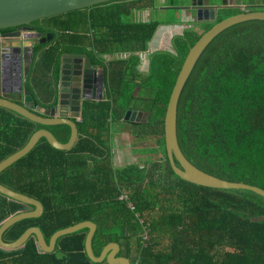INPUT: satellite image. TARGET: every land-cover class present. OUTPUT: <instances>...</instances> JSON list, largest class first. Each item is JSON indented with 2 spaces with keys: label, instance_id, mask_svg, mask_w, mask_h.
Returning <instances> with one entry per match:
<instances>
[{
  "label": "trees",
  "instance_id": "16d2710c",
  "mask_svg": "<svg viewBox=\"0 0 264 264\" xmlns=\"http://www.w3.org/2000/svg\"><path fill=\"white\" fill-rule=\"evenodd\" d=\"M170 1L165 5L183 4ZM154 6L155 0H116L30 24L36 33L51 34L48 43L34 47L24 83L26 96L42 110L55 100L63 55L89 51L96 64L104 56L127 58L105 68L104 101L83 103L81 121L75 123L78 139L69 152L53 150L41 138L0 172L2 186L36 199L44 209L38 218L11 225L2 241L12 242L24 230L38 227L48 243L52 233L91 221L97 225L94 257L115 242L122 244V256L130 264H264V200L249 191L188 183L168 164L164 115L178 73L200 34L185 30L172 39L170 52L150 53L141 74L138 54L147 49L158 27L174 24L133 19L135 11ZM239 12L222 9L213 22ZM212 23H205L203 31ZM131 112L147 117L144 122L141 117L124 121ZM121 122L129 125L133 137L160 143L162 162L115 169L111 125ZM39 130L60 144L70 137L66 126L44 128L0 109V161ZM176 133L181 153L202 173L264 190V21L233 25L207 45L180 94ZM123 195L126 199H120ZM20 209L0 195V222ZM86 234L83 229L62 236L53 253L43 255L29 238L20 251H0V264H92L84 251Z\"/></svg>",
  "mask_w": 264,
  "mask_h": 264
},
{
  "label": "water",
  "instance_id": "95a60500",
  "mask_svg": "<svg viewBox=\"0 0 264 264\" xmlns=\"http://www.w3.org/2000/svg\"><path fill=\"white\" fill-rule=\"evenodd\" d=\"M113 1L116 0H0V30L19 28L16 32L7 33L0 37V109L44 128L66 126L70 129V137L66 144L58 143L56 138L46 130H39L33 133L23 148L0 161V172L27 155L34 149L41 138L46 140L51 149L59 152H69L78 139V130L75 123L81 117L83 103H100L104 101L102 91H99L98 94L93 93L90 97L86 96V90L89 91L91 83L85 76L88 72H85V70L81 71L83 57L63 55L60 61L56 97L52 101L55 106L51 109L42 110L33 104L31 98L23 92V84L32 66L35 43L43 45L49 42L51 34H45L41 38V34L25 28L21 30V27H27L34 21ZM229 1H232L230 5H228ZM256 1L197 0L195 6L191 2V6L194 7V19L196 22H213L216 10L220 8L237 9L240 12L212 24L200 34L194 46L189 50L178 73L166 107L163 121V142L168 164L173 174L181 180L210 189L249 191L264 200V190L219 180L202 173L192 166L179 149L176 133L178 100L199 56L216 35L223 30L246 21H264V11L257 10ZM244 2L245 4H243ZM164 9L182 8L164 7ZM84 61L86 63L85 69H89V59L86 58ZM8 95H20L22 96V102L17 103L6 98ZM138 117H141V122H144L147 115H140L136 112L126 113L124 121L134 122ZM0 195L8 201L22 206V209L0 222L1 252L20 251L29 238H34L38 254H52L58 238L87 229L84 251L92 264H130L127 259L116 257L120 248L115 242L106 244L99 256L94 257L92 240L97 230V225L91 221L80 222L52 233L48 243L38 227L24 230L12 242H3L1 236L6 229L20 220L40 217L44 209L42 204L36 199L16 193L1 184Z\"/></svg>",
  "mask_w": 264,
  "mask_h": 264
},
{
  "label": "rangeland",
  "instance_id": "374dc122",
  "mask_svg": "<svg viewBox=\"0 0 264 264\" xmlns=\"http://www.w3.org/2000/svg\"><path fill=\"white\" fill-rule=\"evenodd\" d=\"M177 1V0H173ZM165 2H171L170 0H155L156 8L165 4ZM181 2V0H179ZM154 8L141 9L137 12H134L133 19L141 20L144 19L143 14H148V18L157 19L160 21H173L172 25H161L157 28V32H154L152 39H154V45L152 40L150 41V53L161 51V52H170L171 41L174 37L182 34L185 30H193L197 34H201L203 31L202 25L193 21V16L187 13L186 21L183 23L178 22V17L183 16L181 11H160ZM142 15V16H141ZM147 18V15H146ZM185 19V18H184ZM147 21V20H145ZM120 56V57H119ZM116 58H122L125 56L116 55ZM108 57V59L115 58ZM148 58V55H147ZM147 58L143 62V65L139 66L138 71L141 74L146 72ZM137 119V118H136ZM138 120V119H137ZM161 145L151 137H133L130 135V127L125 123H115L111 125V150L113 152V166L117 169H121L125 165H136L139 168L145 166L148 168V162L150 160L153 162H162L163 152L161 150ZM146 163V164H145ZM144 184V183H143ZM146 185V184H145ZM126 194V193H125ZM124 197H120L122 199ZM127 206H131L127 204ZM133 209V208H132Z\"/></svg>",
  "mask_w": 264,
  "mask_h": 264
},
{
  "label": "flooded vegetation",
  "instance_id": "af4514ba",
  "mask_svg": "<svg viewBox=\"0 0 264 264\" xmlns=\"http://www.w3.org/2000/svg\"><path fill=\"white\" fill-rule=\"evenodd\" d=\"M182 2H183V4L182 5H179L177 7H181L182 8V9H179L180 11L182 10L181 11L182 14L183 13H185V14H187V13L188 14H191L193 16V20H194V14L195 13H194V7L191 6V2L195 6V4L197 3V0H182ZM256 5H257V10H260V11L263 10L264 11V0H258V3ZM222 9H227V8H220V9L216 10L215 17L219 14V11L222 10ZM196 23H199L200 25L203 26V25H205V23H212V22H196ZM214 23L215 22H213L212 24H214ZM212 24H210V26ZM24 28L32 31V28H31L30 25L27 26V27H21V30H23ZM18 29L19 28H10V29H5V30H0V37H1V35L7 34V33L16 32ZM202 32H204V31H201V33ZM44 35H41V38H43ZM36 45H38V44L35 43L34 47ZM68 55H75V56H81V57H83L82 64H81V66H82L81 71L83 72L85 70V72L86 71L88 72L87 75H85V76H87V78L90 80V83H91L89 91L86 90V92H87L86 93V96H89L90 97L91 94H93V93L98 94L99 91H102V93H103V100H104L105 97H106V92H107L106 91V86H105V76H106L105 68H107V65L109 63H111L112 61L117 60L119 58H116L115 57L116 55L115 56H110V57H115V58L109 59V62H107V63L105 61L101 60V64H96L93 61L92 57L89 56V51L87 52V54L77 53V54H68ZM121 56H125V57H122V59L127 58V55H121ZM86 58L89 59V63H90L89 69H85V64L86 63H85L84 59H86ZM9 62H10V60H9ZM56 91H57V89H56ZM13 96L14 95H8V96H6V98L9 99L10 97H13ZM49 104L50 105L52 104V107L55 106V103H52V101L49 102ZM52 107H50L49 109H51ZM118 245H119L120 250H119V253L117 254L116 257L125 258V257L122 256L123 250H124L122 244H118ZM127 260L130 263V260L129 259H127Z\"/></svg>",
  "mask_w": 264,
  "mask_h": 264
},
{
  "label": "crops",
  "instance_id": "0c3cea01",
  "mask_svg": "<svg viewBox=\"0 0 264 264\" xmlns=\"http://www.w3.org/2000/svg\"><path fill=\"white\" fill-rule=\"evenodd\" d=\"M164 1V0H163ZM232 3V1L230 2H228V5H230ZM258 3V0L255 2V4H257ZM166 4V3H165ZM165 4H161V6H158L157 8H156V5L154 6L156 9H158V10H160L161 12L163 11V9H164V7H169V6H167V5H165ZM243 4H245V2L243 3ZM153 7V8H154ZM144 9H147V8H144ZM143 9V10H144ZM141 10V9H140ZM165 10V9H164ZM138 11V10H137ZM137 11H135V12H137ZM148 13V12H147ZM143 14V17H144V19H141V20H138V21H143V22H147L150 18H148L149 16H148V14ZM146 15H147V18H146ZM142 16V15H141ZM185 18V19H184ZM186 18H187V14H185V13H183V16H180V23H183V22H185L186 21ZM145 20H147V21H145ZM195 20V19H194ZM193 20V21H194ZM196 22V21H195ZM156 32H157V30H156ZM155 32V33H156ZM181 35V34H180ZM152 42H153V45H154V39H152ZM48 43V42H47ZM150 48H151V45H150V42L148 43V45H147V49L144 51V52H146V51H149L150 50ZM144 52H142V53H144ZM142 53H140V54H142ZM140 54H138V55H140ZM147 58V57H146ZM138 59H139V57H138ZM139 67V66H138ZM25 83V82H24ZM23 92H24V84H23ZM10 100H12V101H15V102H17V103H19V102H22V96H20V95H14L13 97H10L9 98ZM111 153H112V160H113V152H112V150H111ZM114 167V166H113ZM115 169H117L116 168V166H115Z\"/></svg>",
  "mask_w": 264,
  "mask_h": 264
},
{
  "label": "built area",
  "instance_id": "2783aa9c",
  "mask_svg": "<svg viewBox=\"0 0 264 264\" xmlns=\"http://www.w3.org/2000/svg\"><path fill=\"white\" fill-rule=\"evenodd\" d=\"M149 52H150V51H146V52H144V53L138 55V57H139V66H140V65H143V62L145 61L147 55H149ZM108 57H110V56H104V57H102L101 59L107 63V62H109ZM145 68H146V66H145ZM138 69H139V67H138ZM80 121H81V117H80L79 119L76 120V123H79ZM121 197H124V198H122V199H126V195H125V196L123 195V196H121ZM129 205H130V204H129ZM129 208L132 209L131 206H129Z\"/></svg>",
  "mask_w": 264,
  "mask_h": 264
}]
</instances>
